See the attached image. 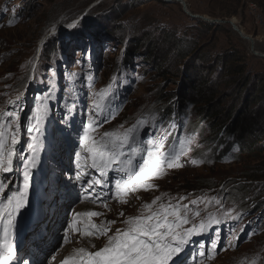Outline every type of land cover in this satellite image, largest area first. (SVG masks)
Here are the masks:
<instances>
[{
  "label": "rangeland",
  "instance_id": "1",
  "mask_svg": "<svg viewBox=\"0 0 264 264\" xmlns=\"http://www.w3.org/2000/svg\"><path fill=\"white\" fill-rule=\"evenodd\" d=\"M183 1L0 0V115L19 117L18 154H29L35 133L26 129L48 97L28 205L15 216L9 237L17 249L25 229L35 231L28 245L40 257L35 264L54 255L39 254L36 241L45 230L64 236L63 221L79 201L99 207L101 216L123 210L128 218L157 196L165 202L186 197L183 203L201 198V217L221 220L192 238L181 254L184 264H264V10L258 0ZM233 20L251 40L233 28ZM101 93L109 94L107 106L96 116L94 103L105 104ZM104 117L92 133L97 140L141 118L148 121L140 129L143 139L175 125L165 150L177 138H192L182 166L165 168L151 181L157 186L152 190L129 192L127 203L115 195L117 173L88 188L85 181L99 174L90 157L77 162L75 153L87 155L80 147L84 126ZM226 119L230 128H248L255 137L249 140L245 131L240 143L234 135L220 141L215 124ZM18 164L11 173L0 172L11 191L23 187ZM77 193L80 199L68 205ZM33 241L38 248L32 249Z\"/></svg>",
  "mask_w": 264,
  "mask_h": 264
},
{
  "label": "snow or ice",
  "instance_id": "2",
  "mask_svg": "<svg viewBox=\"0 0 264 264\" xmlns=\"http://www.w3.org/2000/svg\"><path fill=\"white\" fill-rule=\"evenodd\" d=\"M73 25H69L72 27ZM92 80V77H88ZM105 104L94 103L95 115L101 116L107 106L108 93L98 94ZM48 97L44 98L42 114L33 117L35 124L27 127L28 133H35L30 137V143L27 147L30 150L27 156L16 149L20 143L21 126L19 117L13 111H5L0 115V172L11 173L14 171V161H19L17 167L22 169L23 187L16 191H11L9 184L4 179H0V264H11L18 259L17 249L10 242V235L14 234L15 216L22 208L28 205L29 189L33 176V169L39 163V154L43 148V131L41 123L44 116L47 115ZM110 114V113H109ZM114 118V117H113ZM150 120L155 122L157 117L150 116ZM103 121L92 119L84 126L83 134L80 137V147L87 154L82 157V153H75L77 162L81 158H91V168L99 175L85 181L88 188L93 185H102L110 180V173L119 174L112 185L115 189V195L120 203H127L129 192L139 190L149 191L157 187L151 181L159 179L165 174V168H177L182 165L179 163L181 156L186 154L185 145L192 143V138H177L171 145L167 146L169 136H171L170 125L168 129L161 126L157 132L148 139L141 136V126L148 121L141 118L137 124L124 129L121 132H104L99 140L94 133ZM10 141V144H9ZM196 164V160L191 161ZM79 166V164H78ZM84 175H88L84 173ZM77 179H80L78 173ZM5 189L10 194H5ZM87 190V189H86ZM97 199H100L97 196ZM186 197L164 201L162 197H155L151 203H146L140 214L128 217L123 223L126 225L123 229H116L115 233L108 236L110 227H100L95 223L85 227L83 235L107 236L105 245L96 251H86L81 248L76 255L68 256L62 264H184L181 254L196 235H203L211 225H219L220 219L208 215L201 217V210L198 208L203 199L191 200L189 203H183ZM175 200V202H172ZM220 203L219 200L216 201ZM107 207V205H105ZM101 213L89 211L86 213H77L76 216H86L88 218L98 217ZM123 216V213H120ZM227 215V213H225ZM197 218L199 222L197 223ZM78 220H74L68 225L73 233L79 231ZM116 221H108L107 224H115ZM186 225H190L186 227ZM219 235V233H217ZM68 243L67 232L62 238ZM216 241L212 242V248L216 247ZM231 246V245H230ZM203 247V246H202ZM206 252L198 251L199 257H204ZM208 258H211L209 255ZM23 264H28L25 260Z\"/></svg>",
  "mask_w": 264,
  "mask_h": 264
},
{
  "label": "bare ground",
  "instance_id": "3",
  "mask_svg": "<svg viewBox=\"0 0 264 264\" xmlns=\"http://www.w3.org/2000/svg\"><path fill=\"white\" fill-rule=\"evenodd\" d=\"M231 24H232L233 28L240 33L241 30L239 28L237 30L236 27H234V26H237L236 23L234 22V20L232 21ZM241 35L244 38L251 40V37L248 36L247 34L242 33ZM77 195H78V193L75 194V196L70 197L68 205L71 203H74L75 201H77V199H80V197L76 198ZM75 206L76 207L74 209L75 211H74V215L72 216V218L68 222L63 221L64 224L67 225L65 233L67 232L68 243H65L64 240L62 239L64 236H60L61 232L58 233L56 231H53V232L46 234L47 230H45L46 231L45 235H43L44 239L40 240V242L36 241L38 243V246H39V250H37V251H39V254H42V255L45 254L47 259L49 257H51V254H54L52 259H49L46 264H62L63 259H65L68 256L76 255L77 251L81 248L85 249L86 251H96L99 248L103 247L107 241V236H99V238H96L94 236L90 237V236L83 235L85 227L89 224L95 223L97 226H100V227H110L111 231L108 232V236L113 235L115 233L116 229H118V228L123 229L126 226L123 223V221H125L127 219L126 215H124V214H123V216L120 215V213L123 210L118 211V213H116V214L110 211L111 213L107 212V214L104 216L100 215L98 217L88 218L86 216L77 217L76 214L77 213H86L89 211L97 212V210H101V209L97 206H94L93 204H91L89 202H84L83 200L81 202L79 201V203ZM74 220L79 221V223L77 225L79 228V231L76 233H73L70 229H68V225L70 223H72ZM108 221H116V223H118V225L115 226L116 223L108 225L107 224ZM63 222L60 223L61 226L63 225ZM32 226H35V223H32ZM29 229L30 228L25 229V231H26L24 234L25 237L23 240H21V245L17 248L18 259L15 261H12L11 264H23L25 257L27 258L28 264H35L36 260L38 261V259L40 258L39 255L35 254L33 251H31V253H29V246L28 245L31 244L30 237H31L32 233L35 232L33 229L32 230H29ZM23 241H25V243ZM22 242H23V244H22ZM36 242L33 241L32 249L38 248L36 246ZM68 248L74 249L73 252L69 253ZM27 255L33 256V257L28 258Z\"/></svg>",
  "mask_w": 264,
  "mask_h": 264
},
{
  "label": "trees",
  "instance_id": "4",
  "mask_svg": "<svg viewBox=\"0 0 264 264\" xmlns=\"http://www.w3.org/2000/svg\"><path fill=\"white\" fill-rule=\"evenodd\" d=\"M261 8L264 10V0H258L257 1ZM228 115L226 116V118L228 119ZM227 119L226 120H223V122L219 123V124H215V127H216V133H217V136L219 134L220 136V133H222L221 137H220V141L224 140L226 135H234V138L237 142H242V140L245 139V131L247 133L248 131V134H247V138L249 140L253 139L255 137V134L252 132V130H249L248 128L246 129H241L239 132H237L235 129L233 128H230V124L227 123ZM216 123V122H214ZM227 140V139H226Z\"/></svg>",
  "mask_w": 264,
  "mask_h": 264
},
{
  "label": "water",
  "instance_id": "5",
  "mask_svg": "<svg viewBox=\"0 0 264 264\" xmlns=\"http://www.w3.org/2000/svg\"><path fill=\"white\" fill-rule=\"evenodd\" d=\"M167 1H178V2H181L182 4H184L185 5V3H184V1L183 0H167ZM197 17V16H196ZM231 23H232V21H230ZM236 27V29L238 30V27L237 26H235ZM240 33H242V31H240Z\"/></svg>",
  "mask_w": 264,
  "mask_h": 264
}]
</instances>
